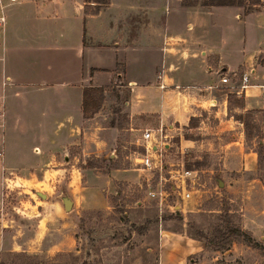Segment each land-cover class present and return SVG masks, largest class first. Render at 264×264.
I'll return each instance as SVG.
<instances>
[{
	"label": "crops",
	"instance_id": "obj_1",
	"mask_svg": "<svg viewBox=\"0 0 264 264\" xmlns=\"http://www.w3.org/2000/svg\"><path fill=\"white\" fill-rule=\"evenodd\" d=\"M99 1L0 0V201L6 175L53 164L85 135V87L127 89L129 117L152 116L177 135L199 109L226 112L231 93L238 110H264V0ZM202 251L161 231L160 264Z\"/></svg>",
	"mask_w": 264,
	"mask_h": 264
},
{
	"label": "rangeland",
	"instance_id": "obj_2",
	"mask_svg": "<svg viewBox=\"0 0 264 264\" xmlns=\"http://www.w3.org/2000/svg\"><path fill=\"white\" fill-rule=\"evenodd\" d=\"M126 96L125 88L107 89L98 111L82 124L85 135L58 152L53 164L6 175L0 201V262L160 264L161 231L176 229L182 219L184 230L205 234L216 215L229 209L230 222L241 227L250 242L237 240L224 252L204 248L188 264H264V156L258 154L264 152V110L242 112L232 97L231 111L199 109L181 135L165 124L172 146L161 154L165 168L157 172L132 164V155L143 152L135 139L145 128L158 125L152 116L129 117ZM181 165L198 171L191 198L168 196L167 204L178 202L181 208L170 210L164 204L160 212L156 198L148 196V184L169 192L173 182L161 181V176L168 179V171ZM62 196L72 200L68 212L62 208ZM222 220L228 223V217Z\"/></svg>",
	"mask_w": 264,
	"mask_h": 264
},
{
	"label": "built area",
	"instance_id": "obj_3",
	"mask_svg": "<svg viewBox=\"0 0 264 264\" xmlns=\"http://www.w3.org/2000/svg\"><path fill=\"white\" fill-rule=\"evenodd\" d=\"M14 1V0H9ZM4 17L1 11L0 5V26L3 24ZM243 82L247 80V77L243 76ZM222 83L228 81L227 77L221 78ZM242 86H244L242 84ZM263 89L264 94V85H259ZM264 99V96H263ZM3 117V113L0 109V120ZM169 135L165 132L164 126L159 125L156 128H145L141 133L139 138H136L134 144L139 145L143 148V152L140 154L134 153L132 155V164H140L145 170L148 171H159L161 172L165 168V164L162 163L160 156L163 152L166 151V143ZM169 177L161 176V181L164 182L172 181L173 185L171 190L165 191L162 187L159 190H153V187L148 184V196L155 197L159 211H163L164 204L166 206L167 200L166 197L173 195L176 198H179L181 201H185L191 198L192 190L194 185L197 183L199 176L198 171L195 169L185 168L183 165L180 166L178 170H169ZM162 186V185H161ZM167 207L170 210L175 209L174 204H167Z\"/></svg>",
	"mask_w": 264,
	"mask_h": 264
},
{
	"label": "trees",
	"instance_id": "obj_4",
	"mask_svg": "<svg viewBox=\"0 0 264 264\" xmlns=\"http://www.w3.org/2000/svg\"><path fill=\"white\" fill-rule=\"evenodd\" d=\"M210 1L212 2L211 4H214V5H234V4L242 5L244 4L243 0H210ZM258 1L259 0H252L253 3H258ZM99 2L103 3L105 2V0H100ZM116 82H117L116 84L118 85L123 84L121 83L120 78L116 79ZM125 91L127 92V89H125ZM232 97L237 100L238 106L242 108L243 99L241 97L239 98L236 97L235 93H231L228 95V103L230 104V99ZM102 99H103V88L91 87V86L83 88L82 94H81V110H82L83 117L87 118L89 114H92L98 111V109L100 108ZM229 104H228V108L231 110V108L229 107ZM109 126L111 128L114 127L112 123ZM258 154H261L264 156V152L262 153L258 152ZM231 214L232 213L230 212L229 209L222 210L220 213H218L215 218V221H216L214 223L215 225L212 227L210 232L205 233V234L200 233V232L198 233H193L191 231L188 232L187 227L184 230L182 226V219L176 221L175 223L177 225L176 229H171V228L170 229L166 228V229L171 232L183 233L192 239L203 242L204 248L210 249L211 251L224 252L225 250L229 249L230 245L237 240L238 241L242 240L244 242H250L251 240L249 235L244 230H242L241 227L230 222L232 220L230 218L232 216ZM226 217H228V223L222 220L223 218H226ZM213 235L221 236L223 237V239L218 240V241L212 240V238L214 237ZM90 262L91 261L89 260L83 259L82 261H80V264H90ZM0 264L2 263L0 262ZM37 264H40V263H37Z\"/></svg>",
	"mask_w": 264,
	"mask_h": 264
},
{
	"label": "water",
	"instance_id": "obj_5",
	"mask_svg": "<svg viewBox=\"0 0 264 264\" xmlns=\"http://www.w3.org/2000/svg\"><path fill=\"white\" fill-rule=\"evenodd\" d=\"M219 186L222 187L223 183L222 181H219ZM37 195H39L41 198H45V195L42 193L37 192ZM62 208L65 212H68L72 206V200L68 197H60ZM181 208V205L177 202L175 204V210H179Z\"/></svg>",
	"mask_w": 264,
	"mask_h": 264
},
{
	"label": "flooded vegetation",
	"instance_id": "obj_6",
	"mask_svg": "<svg viewBox=\"0 0 264 264\" xmlns=\"http://www.w3.org/2000/svg\"><path fill=\"white\" fill-rule=\"evenodd\" d=\"M62 197H67V196H62Z\"/></svg>",
	"mask_w": 264,
	"mask_h": 264
}]
</instances>
